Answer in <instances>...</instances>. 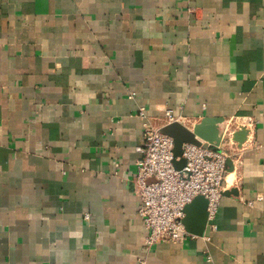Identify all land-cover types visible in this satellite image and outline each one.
Segmentation results:
<instances>
[{"label":"crops","instance_id":"1","mask_svg":"<svg viewBox=\"0 0 264 264\" xmlns=\"http://www.w3.org/2000/svg\"><path fill=\"white\" fill-rule=\"evenodd\" d=\"M203 119L233 193L146 248L143 126ZM0 264H264V0H0Z\"/></svg>","mask_w":264,"mask_h":264},{"label":"built area","instance_id":"2","mask_svg":"<svg viewBox=\"0 0 264 264\" xmlns=\"http://www.w3.org/2000/svg\"><path fill=\"white\" fill-rule=\"evenodd\" d=\"M139 116L146 118L143 109ZM165 117L172 121L169 111ZM232 141L230 129L224 127L218 145L183 144L181 156L175 157L173 139L150 123L144 124L142 143L136 148L140 158L133 183L140 199L137 215L146 230V248L158 242L182 243L195 238L185 231L181 221L185 207L197 196L207 201V224L215 228L212 222L224 192L227 161L233 156L229 149ZM181 160L184 164L177 168L175 163Z\"/></svg>","mask_w":264,"mask_h":264},{"label":"water","instance_id":"3","mask_svg":"<svg viewBox=\"0 0 264 264\" xmlns=\"http://www.w3.org/2000/svg\"><path fill=\"white\" fill-rule=\"evenodd\" d=\"M221 123L218 120L203 119L199 124L195 125L191 130L185 128L178 122H172L163 126L160 133L169 136L174 142V156H181V146L183 144H191L199 146L202 142L218 145L220 142V134L217 125ZM246 132L243 129L238 130L232 135V140L238 144H242L245 140ZM184 161L175 163L180 168ZM228 164V162H227ZM233 191H224L223 196L232 194ZM207 201L202 196H197L184 209V218L181 223L187 233L195 236H202L207 224Z\"/></svg>","mask_w":264,"mask_h":264},{"label":"bare ground","instance_id":"4","mask_svg":"<svg viewBox=\"0 0 264 264\" xmlns=\"http://www.w3.org/2000/svg\"><path fill=\"white\" fill-rule=\"evenodd\" d=\"M226 180H227V182L229 183V182L232 180V176H231V175L228 176Z\"/></svg>","mask_w":264,"mask_h":264},{"label":"rangeland","instance_id":"5","mask_svg":"<svg viewBox=\"0 0 264 264\" xmlns=\"http://www.w3.org/2000/svg\"><path fill=\"white\" fill-rule=\"evenodd\" d=\"M227 175V174H226Z\"/></svg>","mask_w":264,"mask_h":264}]
</instances>
